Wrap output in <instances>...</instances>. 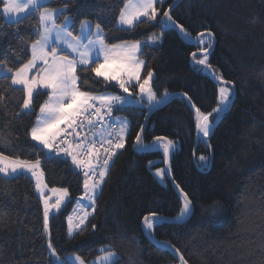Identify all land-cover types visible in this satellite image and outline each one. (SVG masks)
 <instances>
[{
	"label": "trees",
	"instance_id": "1",
	"mask_svg": "<svg viewBox=\"0 0 264 264\" xmlns=\"http://www.w3.org/2000/svg\"><path fill=\"white\" fill-rule=\"evenodd\" d=\"M175 1L158 4L156 21L144 19L130 31L118 30L123 0H50L46 7L65 9L57 23L71 18L74 35L82 20L100 23L109 43L145 41L161 33V46L146 45L141 52L143 77L153 72L152 88L158 98L165 92L167 99L184 94L201 112H212L213 125L219 114L213 109L220 104V85L192 62V54L201 52L206 44H186L171 25L164 30L162 13ZM170 15L189 33H183L187 41L201 32L216 37V47L207 55L208 64L216 75L236 86L237 96L210 140L199 137L196 116L186 98L174 99L151 116L142 143L149 145L156 137L174 141L171 174L189 194L195 212L181 225L159 219L153 230L147 228L148 233L175 247L188 264H264V0H182ZM37 33L36 15L9 23L0 11V62L13 71L27 62ZM204 39L212 45L213 38ZM201 58L203 55L196 56ZM80 75L83 90L120 92L118 86L90 71ZM21 89L11 83V74L7 79L0 77V152L14 159H39L46 185L68 190L70 201L50 220V239L58 255L76 254L89 262L102 254L101 248L111 246L120 264H181L171 249L150 241L142 228L144 217L151 213L177 220L183 204L167 174H156L157 168L166 170L162 149L153 146L142 152L134 147L151 108L117 110V118L129 121L125 146L110 165L94 214L82 230L70 236L67 218L85 195V177L68 160L47 154L31 139V127L47 95L45 91L36 94L28 113L22 110ZM201 155L209 158V168L200 167ZM212 205L218 207L215 218L210 215ZM43 210L30 175L5 177L0 173V264H55Z\"/></svg>",
	"mask_w": 264,
	"mask_h": 264
},
{
	"label": "snow or ice",
	"instance_id": "2",
	"mask_svg": "<svg viewBox=\"0 0 264 264\" xmlns=\"http://www.w3.org/2000/svg\"><path fill=\"white\" fill-rule=\"evenodd\" d=\"M164 2L165 0H123L117 21L118 30H133L139 23L144 22L141 18H145L147 21H156L160 11L157 5H162ZM64 10L44 7L42 0H0V11L4 14L6 22L11 20L19 23L21 17L28 18L30 15L38 17V38L31 43V58L22 63L15 71L11 67H5L3 62H0V77L7 79L8 75L11 74V83L22 86L21 90L24 92L22 110L28 113L32 112L35 95L39 94L41 89L46 90L44 94L47 95V99L39 106V115L36 116V123L30 130L31 139L49 151L55 152L59 149L67 156H71L72 163L76 167L86 169L83 173L85 197L90 201L89 206L95 209V202L98 198L97 190L100 189L105 180L109 161L116 154L115 151H110V148L113 144L115 149L124 148L129 125L126 120H116V131L108 133L103 139H98L95 133L92 139L87 136L83 139H77L79 130L85 127L89 130L95 128L97 124H101L105 115L111 121L113 110H119L123 105L146 102L151 108L163 103L169 94L165 92L163 96L157 97L150 83L153 72L148 71L147 76L142 77L145 62L138 55L149 42H155L159 37L151 36L145 42L136 40L134 42L109 43L101 24L96 23L95 31H93L92 22L87 19L80 21L79 34L74 35L70 30L72 27L71 18L65 17L63 23H57ZM162 16L165 26H174L185 35H189L182 25L173 20L168 10L163 11ZM212 35L211 32L207 33L209 41ZM204 36L205 33L201 32L197 37L198 44H206L200 50L204 54L203 58L196 59V53L192 55L198 65L210 68L207 53L212 45L205 41ZM61 45L64 47L61 48ZM101 56L103 57L102 61L100 60ZM40 65L43 66L42 71L30 75L33 69H37ZM83 71H90L95 74V77L103 78L105 82L118 86L127 95H94L89 90H83L84 78L80 75V72ZM213 75L222 85L219 87V97L221 105H223L230 99L232 89L227 85L231 82L225 81L222 76L216 75L214 72ZM130 88H138V92L133 95L129 91ZM221 110V107H217L213 109V112L219 113ZM212 116V112L205 114L196 108V128L204 137H208L210 134L212 123L210 117ZM61 124H64L63 128L60 127ZM112 126L110 123L109 127ZM143 130L141 128V132ZM69 135L73 136L74 142L67 140ZM113 138L117 142L114 143ZM105 144L109 147H104ZM154 146L162 149L164 160L167 162L175 143L165 137H156ZM134 147L143 151L150 146L143 144L141 133H137ZM199 159L206 164L207 157L201 155ZM166 171L157 168L156 174L163 177ZM23 172H30L36 179V190L39 192L44 205V230L50 236V212L53 209L59 212L65 198L69 195L68 190L64 188L51 189L53 193L57 194V199L55 203H50V198L44 192L47 185L43 182L40 160L37 159L33 162L20 158L14 159L0 152V173L11 176ZM181 196L183 204L175 218L177 220L190 217L195 212V205L189 198V194L181 189ZM83 199L84 197L81 198V200ZM78 203L81 204L83 215L75 227H73L72 217H68V234L70 236L74 231L82 230V226H85L89 216L85 205L81 201ZM210 209L211 218H215L218 207L212 205ZM155 219V213L145 216V226L152 229ZM92 228L95 229L96 225H92ZM48 248L58 264H86V261L79 255L61 258L51 239L48 241ZM110 248L111 246H107L100 249L103 255L96 258V264H116L118 255ZM180 261L181 264H188L182 255Z\"/></svg>",
	"mask_w": 264,
	"mask_h": 264
},
{
	"label": "rangeland",
	"instance_id": "3",
	"mask_svg": "<svg viewBox=\"0 0 264 264\" xmlns=\"http://www.w3.org/2000/svg\"><path fill=\"white\" fill-rule=\"evenodd\" d=\"M49 1L50 0H42V3H43V5H44V7H46L47 6V4L49 3ZM168 0H165V2H167ZM157 7H158V5H157ZM4 15V14H3ZM23 17H21L20 18V20L22 19ZM4 19L6 20V18L4 17ZM142 20H144L145 18H141ZM7 22H9V23H12L13 21H11V20H8ZM92 25H93V31H95V25L92 23ZM118 27H119V25H118ZM167 27L168 26H165V24H164V30L165 29H167ZM79 34V33H78ZM157 36V37H159V39L158 40H156L155 42H149L147 45L148 46H151V47H159V46H161L162 45V43H163V37H162V34L161 33H154V34H152L151 36ZM150 36V37H151ZM149 38V37H148ZM148 38L145 40V41H148ZM145 41H141V42H145ZM61 48H63L64 47V45H61L60 46ZM142 51H143V49H142ZM139 55V58L141 59V60H143L142 58H141V53H139L138 54ZM102 59H103V57L101 56L100 57V60L102 61ZM42 65H40L37 69H33V72L32 73H30V75H35L38 71H42ZM143 74H144V69L142 70V77H143ZM10 75V74H9ZM154 78H155V75L153 74V78L151 79V81H150V83H151V86H152V83H153V80H154ZM98 79H102L103 80V78H98ZM19 86V85H18ZM20 87H22V86H20ZM221 87V86H220ZM229 87V86H228ZM119 88V87H118ZM231 88V87H230ZM120 90V92H118V93H116V92H112V91H107V92H104V93H93L94 95H100V94H112V95H127V93H124L121 89H119ZM40 91H46V90H43V89H41ZM129 91L130 92H132L133 93V95H135L137 92H138V88H136V89H132V88H130L129 89ZM232 92V91H231ZM231 94L232 93H230V98H231ZM168 97V96H167ZM167 97H166V99L165 100H167ZM229 102H230V99H229V101L228 102H226L225 104H223V105H221V102H220V104H219V106L218 107H221L222 108V110L220 111V112H222L223 110H225L226 108H227V106L229 105ZM157 105H154V106H152L151 107V109H153V108H155ZM125 107H136V108H140V109H143V108H149V106L147 105V103L145 102V103H143V104H128V105H123L122 107H120V108H125ZM24 111V110H23ZM25 112H27V111H25ZM219 112V113H220ZM118 119H123V120H126L127 122H128V125H129V121H128V119H126L125 117H123V116H118ZM60 127H64V124H61L60 125ZM211 128H212V125L210 126V131H211ZM128 133H129V129H128V132H127V134H126V137H125V141H126V138H127V135H128ZM37 145H38V147L39 148H41V149H46V148H44L42 145H40L39 143H37L36 141H34ZM158 148V147H157ZM49 150V149H48ZM200 157V156H199ZM205 157H207V156H205ZM198 163H199V165H200V167L202 168V169H207V168H209V164H210V162H209V158L207 157V162H206V164H205V162H203V161H200V159L198 158ZM109 169H110V167H109ZM109 169H108V172H109ZM107 172V173H108ZM26 173H29L28 175H30L32 178H33V180L35 181V184H36V179L31 175V173L30 172H26ZM26 173H24V174H26ZM20 174H23V173H20ZM1 175H3V176H5L4 174H1ZM15 175H18V174H13V176H15ZM12 176V175H11ZM5 177H8V176H5ZM107 177V176H106ZM106 177H105V179H106ZM43 182H44V184H46L45 183V180H43ZM104 183V182H103ZM103 183L101 184V187H100V189H98L97 190V196L100 194V192H101V190H102V187H103ZM44 192H45V195L47 196V197H49L50 199H49V202L50 203H55V201H56V199H57V194H55V193H53L52 191H51V189L47 186V188H45L44 189ZM37 193H38V195H39V197H40V194H39V192L37 191ZM41 199V198H40ZM41 201H42V199H41ZM70 201V195H68L66 198H65V200H64V204L61 206V209L59 210V212H57L55 209H53L52 210V212H50V216H49V228H50V220H51V217L53 216V215H57L58 213H60L61 211H63L64 210V208L67 206V204H68V202ZM78 201H80V200H78ZM78 201L76 202V204L74 205V208H73V210H72V212L70 213V215H69V217H72V219H73V227H75V224L76 223H78V221H79V218L80 217H82V215H83V210L81 209V204L80 203H78ZM81 203L83 204V205H85V208H86V210H87V212L89 213V216H88V219H89V217L90 216H92L93 214H94V211H95V209H93L92 207H90L89 205H90V201H88V199L86 198L85 199V201H83L82 202V200H81ZM42 204H43V201H42ZM43 208H44V205H43ZM87 219V220H88ZM67 222H68V218H67ZM87 222V221H86ZM86 222H85V224H86ZM157 223H159V219H155V221H154V225H153V228H154V226L157 224ZM83 227V226H82ZM153 228L152 229H149V230H153ZM75 232L76 231H74V233L72 234V235H74L75 234ZM46 233V232H45ZM71 235V236H72ZM46 236H47V238H48V241H49V239H50V236H49V234L48 233H46ZM50 250V249H49ZM50 255H51V251H50ZM76 254H70V255H68L67 257H74ZM101 255H103V253L101 254ZM100 255V256H101ZM51 257H52V260H53V262L55 263V264H58V262L56 261V258L55 257H53L52 255H51ZM119 262V257H118V259H117V261H116V264H120V263H118ZM86 264H96V258L94 259V260H91V261H89V262H86Z\"/></svg>",
	"mask_w": 264,
	"mask_h": 264
},
{
	"label": "water",
	"instance_id": "4",
	"mask_svg": "<svg viewBox=\"0 0 264 264\" xmlns=\"http://www.w3.org/2000/svg\"><path fill=\"white\" fill-rule=\"evenodd\" d=\"M180 1H182V0H176L175 3L172 5L171 9H172L174 6H176ZM171 9L169 10L170 13H171ZM173 27H174V26H173ZM174 28L177 30V32H178L180 38H181L186 44H188V45H194V44L197 42V37H198V36H197L195 39H193L192 41H187V40L185 39L183 33H182L178 28H176V27H174ZM207 33H208V32H205V36H207ZM212 38H213V43H212V46L209 48L207 55L210 54V53L215 49L216 44H217V39H216V37H215L214 35H212ZM196 54H197V55H204V54H202L201 52H197ZM192 62L195 63V60L193 59V55H192ZM196 64H197V63H196ZM199 66H201L202 68H204L205 70H207V71L209 72V74L214 78V80H216V82L218 83V85L222 86L221 83H220V81L217 80V79H215V77H214V75H213V72H214V71L212 70L211 67L208 68V67H205V66H203V65H199ZM227 86L231 87V89H232V97H231V100H230V102H229V105L227 106V108H226L225 110H223L222 112H220V113L218 114V116H217V118H216L214 124L212 125L211 131H210V134H209L208 137H204V136L202 135V133H200V132L198 131V135H199V137H200L201 139H203V140H210V139L212 138V136H213V134L215 133V130H216L217 126H218L219 121L223 118L224 115H226L228 112H230V111L232 110L233 106H234V103H235V100H236V96H237V89H236V86H235L233 83H231V84H229V85H227ZM178 97H183V98H186V99H187V101L189 102V104H190V106H191L192 111L194 112V114H195V116H196V108L193 107V104H192V102L190 101V99L188 98L187 95H184V94H176V95H173L172 97L168 98V99L165 100L163 103L157 105L155 108H153V109H151V110L149 111V113H148L147 116H146V121H145V124H144V127H143L144 130H143V132H141V137H143V135H144V133H145L147 127H148V124H149V121H150L151 116H152L156 111H158V110L162 109L163 107L167 106L169 103H171L174 99H176V98H178ZM154 141H155V140H153V141L149 144L150 147H149L148 149L143 150L142 152H147V151L151 150V149L153 148V146H154ZM138 150H139V149H138ZM43 151H45L47 154H50V151H49L48 149H43ZM139 151H141V150H139ZM171 152H172V150H171ZM171 152H170L169 157H168L167 162H166V170H167V171H166V174H167V177H168L169 181L171 182V184H172V185L175 187V189L181 194V189H180V187L177 188V183L174 181L173 176H172V174H171V170H170V157H171ZM191 218H192V215H191L190 217H186V218L183 219V220H172V219H168V218L163 217V216H158V215H156V219L165 220V221H167V222H170V223H173V224H178V225L186 224L187 222L190 221ZM142 228H143V232H144V234L147 236V238H148L150 241H152L153 243L161 244V245H163V246L168 247L169 249H171V250L177 255L178 259L180 260V256H181V255H180L179 251H178L175 247H173L172 245H170V244H168V243H165V242H162V241H158V240L153 239V238L150 236V234L148 233L147 227L145 226L144 222H143V226H142ZM180 262H181V261H180Z\"/></svg>",
	"mask_w": 264,
	"mask_h": 264
},
{
	"label": "built area",
	"instance_id": "5",
	"mask_svg": "<svg viewBox=\"0 0 264 264\" xmlns=\"http://www.w3.org/2000/svg\"><path fill=\"white\" fill-rule=\"evenodd\" d=\"M116 112H117V110L114 109L113 112L111 113V121L109 120V117L107 115H105L104 120L101 122V124H97V126L95 128L89 130L87 127H85L84 129L79 130V136L77 137V139H83L85 136H87L89 139H92L94 133L97 135L98 139H103L104 137H106L108 135V133L115 132L116 131L115 121L118 120V118L116 117ZM110 123L113 125L112 127H109ZM69 131H71V130H69ZM67 140L73 141V136L69 135L67 137ZM115 142H117V141H115V139H114V143ZM61 147H63V144H61ZM104 147H109V145L105 144ZM110 151H115L116 154L113 155L111 160L109 161V167H110L111 163L113 162L117 153L120 151V149H115L114 144H113V146L110 148ZM57 152H58V154H57ZM101 154H102V156L104 155L102 150H101ZM49 155H51L55 158H62V159L68 160L74 166V168H76L82 175H83L84 171H86V169L76 167V165H74L72 163L71 156H67L64 152L59 151V149H57L55 152L50 151ZM84 158H86V157H84Z\"/></svg>",
	"mask_w": 264,
	"mask_h": 264
},
{
	"label": "crops",
	"instance_id": "6",
	"mask_svg": "<svg viewBox=\"0 0 264 264\" xmlns=\"http://www.w3.org/2000/svg\"><path fill=\"white\" fill-rule=\"evenodd\" d=\"M23 173H26V172H23ZM2 174V173H1ZM26 174H29V173H26ZM108 174V173H107ZM107 176V175H106ZM43 180H44V176H43ZM85 199H86V197H85V195H84V199L82 200V202L83 201H85Z\"/></svg>",
	"mask_w": 264,
	"mask_h": 264
}]
</instances>
